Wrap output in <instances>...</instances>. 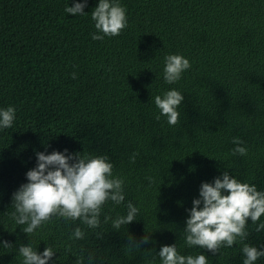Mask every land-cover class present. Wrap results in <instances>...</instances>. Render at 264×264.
Masks as SVG:
<instances>
[{"label":"trees","instance_id":"trees-1","mask_svg":"<svg viewBox=\"0 0 264 264\" xmlns=\"http://www.w3.org/2000/svg\"><path fill=\"white\" fill-rule=\"evenodd\" d=\"M83 2L0 0V110L16 109L12 127L0 128V264H23L18 248L29 244L39 254L51 247L49 264H162L160 249L174 244L208 264H243V244L264 250V229L256 231L264 216L216 255L184 239L202 184L227 171L264 192V0H116L127 27L103 40L92 39L103 35L91 18L99 0H87L84 15L65 11ZM169 55L191 65L172 84ZM173 89L184 97L174 126L154 102ZM235 137L246 156L232 155ZM65 149L108 157L125 200L106 201L95 229L53 216L27 235L11 218L13 194L36 153ZM128 203L139 209L135 220L113 228ZM145 235L148 244L129 249L130 236Z\"/></svg>","mask_w":264,"mask_h":264},{"label":"clouds","instance_id":"clouds-1","mask_svg":"<svg viewBox=\"0 0 264 264\" xmlns=\"http://www.w3.org/2000/svg\"><path fill=\"white\" fill-rule=\"evenodd\" d=\"M87 0L66 7L65 11L72 16L84 15ZM91 18L95 28L103 35L93 34V40H103L105 36L115 37L127 27L126 9L116 0H99L98 6L92 11ZM191 67L188 59L181 55L165 57L164 79L172 84L181 78V74ZM76 78V74H72ZM183 95L177 90H169L155 96L154 102L161 115L167 117L169 125H176L180 113L177 108L183 101ZM16 109L8 107L0 110V128L12 127ZM157 120L160 116L156 117ZM232 155H247L243 141L235 137ZM37 166L28 171V183L20 186L13 194L15 209L11 218L22 227L23 233H34L44 222L53 216L66 220H81L89 228L95 229L100 224L101 208L106 201L121 204L125 200L123 179L112 178L113 165L106 156H88L53 152L50 155L36 153ZM200 198L193 200L189 218L186 220L184 239L189 247L199 246L216 255L221 246L232 247L237 240L242 243L248 236L246 224L251 220L257 224L264 216V192L258 191L255 185L242 183L225 171L222 177L216 178L213 184L201 185ZM202 205V207H201ZM127 215L117 216L112 221L115 229L129 225L139 211L132 203L127 204ZM110 217L105 216V222ZM264 229V223L258 224L256 231ZM77 240L84 237V232L77 227L73 233ZM149 236L145 235L139 243L130 236L129 249H140L148 244ZM3 247H13L7 241ZM23 264H49L55 255L51 247H46L39 254L31 244L18 248ZM243 264H255L264 257V250L243 244ZM162 264H208L204 254L183 256L177 253L176 245L163 246L158 253ZM91 260V258H90ZM79 264V262H78Z\"/></svg>","mask_w":264,"mask_h":264}]
</instances>
